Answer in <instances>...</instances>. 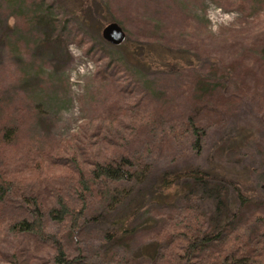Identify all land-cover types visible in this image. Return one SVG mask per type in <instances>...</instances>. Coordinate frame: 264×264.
Here are the masks:
<instances>
[{"label":"trees","instance_id":"1","mask_svg":"<svg viewBox=\"0 0 264 264\" xmlns=\"http://www.w3.org/2000/svg\"><path fill=\"white\" fill-rule=\"evenodd\" d=\"M0 3L17 12L16 24L5 38L14 55L44 43L60 42L65 27L98 55L103 62L101 71L109 76L112 85L111 102L103 110L102 118L115 126L122 142L117 155L103 156L101 149L94 147L100 142L94 141L102 140L109 145L116 142L102 135L98 123L93 130L95 134L75 146L67 147L69 142H61L53 148L40 147L34 153L28 152L26 158L18 161L0 160V230L14 250L11 255L3 253L6 259L12 257V264H29V260L38 257L55 264H264V211L255 210L239 223L229 217L215 218L198 204L200 196L206 193H197L185 183L194 184L198 191L211 186L220 195L219 208L224 204L225 183L233 186L241 205L249 199L251 189L238 177L201 167L163 172L157 187L166 199L159 209H154L150 227L134 229L128 218L120 221L107 235L112 234L115 241L121 242L97 260H91L87 247L79 244L77 236L85 235L84 227L94 202L115 187L122 189L111 197L118 196L142 175L141 166L145 163L142 156L136 155L140 148L146 157L152 149L174 152L179 146L199 155L208 133L228 125L242 109L259 120L260 131L264 133L263 0L236 1L245 25L239 30L225 29L213 39V47L212 42L207 47L209 36L200 32L204 30L203 21L193 18L195 24H191L184 11L179 18L181 37L169 41L164 34H171V28L177 26L171 21L164 26L160 14L166 13L165 7L162 11L155 10L152 17L139 10L138 23L146 19V31L136 40L126 38L118 45L127 51L129 67L105 53L89 34L72 24L74 13L62 12L59 0H0ZM78 4V15L83 20L90 13L103 15L112 10L110 0H79ZM108 23L104 20L100 29ZM148 23L153 32L146 27ZM44 26L51 28V32L43 30ZM156 32L163 33V37ZM185 34L191 35L187 38ZM154 37L161 40L155 41ZM183 39L189 40L186 41L189 45ZM154 44H159L162 50L158 52ZM193 45L202 50H196L195 54L198 59L205 58L203 64L183 62L181 57L173 59L169 55L174 51L191 54L189 49ZM151 54H155L151 65H158L157 69L165 65L167 71H174L176 83L160 97L135 72L131 73L133 66L147 64L146 58ZM22 72L19 74L23 82L34 76V71L27 67ZM33 108L36 110L35 101ZM124 112L130 113L132 123L124 122ZM18 116L14 115L15 123L9 127L0 125V152L16 145L14 138L27 125ZM121 126L133 132L130 135L134 136L127 140L132 141L129 150ZM66 151L69 154H61ZM42 165H46V170ZM171 198H180V202L173 205L175 200ZM15 205L18 211L10 213L9 208ZM135 240L144 246L140 254L129 253L123 243L130 245Z\"/></svg>","mask_w":264,"mask_h":264},{"label":"rangeland","instance_id":"2","mask_svg":"<svg viewBox=\"0 0 264 264\" xmlns=\"http://www.w3.org/2000/svg\"><path fill=\"white\" fill-rule=\"evenodd\" d=\"M59 1L63 6L62 12L67 10L74 13L70 21L72 24L89 34L100 49L122 63L128 61L127 51L110 44L103 38V29H100L102 28L100 25H103L106 19L108 22H118L126 31L127 39L136 40L146 31L144 26L146 19L143 23H138L141 15L139 10L146 11L147 15L152 17L155 10L162 11L161 9L165 7L167 9L163 11L166 13L160 14L161 18L157 17L163 19L164 26L167 21L177 26L174 29L170 27L171 34H164L165 40L170 41L181 37L179 34L182 28L179 18L184 11L189 16L191 24H195L193 18L203 21L204 30L200 29V32L209 36L206 39L207 47L210 42L213 47L215 42L213 39L225 32V29L239 30L238 28L245 25V18L236 3L239 0H110L111 12L108 10L103 15L90 13L85 20L78 15L80 14L79 0ZM16 14L17 12L9 6L0 3V125L11 126L15 123L12 121L14 115L23 118L27 125L23 126L18 137L14 138L13 142L17 141V144L8 146L5 150L7 153L0 152V160L2 162L6 160L11 162V159L18 161L26 158L28 152L34 153L40 147L53 148L61 142L65 144L69 142L67 147L75 146L81 140L84 141L95 134L93 130L98 123L101 124L102 135L110 136L116 143L109 145L105 141L97 140L94 142L100 143L94 147H99L103 156L117 155V149L122 144L118 137L119 132L110 121L102 118L103 110L111 102V79L101 71L103 62L99 61L98 55L90 52L88 45L72 35L68 27L63 28L65 32L60 42L44 43L32 50H26L23 54L14 55L5 38L16 24ZM262 21L261 19L260 22ZM146 27L153 32L151 23L146 24ZM35 28L36 26L33 28V33ZM43 30L51 32V28L45 26ZM156 33L163 37V33ZM190 35L185 34V37L189 38ZM158 39L154 37L153 40ZM183 40L185 44L190 42ZM154 47L158 52L162 50L159 44H154ZM189 50L191 54L174 51L169 55L173 59L181 57V60L187 63L191 61L190 63L203 64L206 61L205 58L196 57V50L202 51L200 48L197 49L193 45V49ZM154 55L151 54L149 59L146 58L147 64H138L133 68L131 66L134 70L131 69V73L135 72L147 88L160 97L166 94L165 91L176 82L172 74L174 71H167L165 65L160 68L161 70L157 69L158 65L155 67L151 65ZM127 66L129 67L128 64ZM24 67L34 71V76L26 82L20 79L19 74L23 73ZM34 101L36 110L33 108ZM164 101L169 100L165 97ZM122 117L126 124L133 121L130 113L124 112ZM258 123L257 118H251L248 111L242 109L233 116L228 125L213 128L208 133L199 155L187 152L188 149L185 146H179L174 152L159 151L155 148L146 157L140 148L136 155L142 156L145 163L141 166L144 167L142 175L131 185H127L126 190L118 196L111 197L122 189L115 187L109 190L106 197L102 196L93 203L88 215L89 221L84 227L85 235L77 234L79 244L87 247L91 260H97L99 255L110 252L121 242H118V239L115 241L112 234L107 235V232H111V228L118 225L120 221L122 223L128 218L134 229L149 228L155 214L154 209H159L166 199L157 187L160 176L166 170L178 171L185 167H201L213 173L238 177L244 181L251 189L249 199L241 205L236 198L233 186L225 183L227 189L222 195L224 204L220 208L218 207L220 195L217 191L211 190V186L200 188L201 191H198V187L194 184L185 183L188 188L197 193H206L200 196L198 204L215 218L229 217L233 218L234 223H239L246 220L255 210L264 211V133L260 131ZM121 127L129 150L132 141L127 142V140L134 136L130 135L133 132H128L124 126ZM92 139L96 140L93 137ZM69 152H61V154H69ZM42 168L46 170V165H42ZM51 168L52 166L49 167ZM28 174L25 173L24 176ZM175 199L171 198V201ZM179 202L180 198L173 201V205ZM14 210L18 211L16 205L9 208L10 213ZM74 238L71 236V239ZM123 243L131 254H140L144 251L143 244L138 245L136 240L130 245H127L125 241ZM13 252L10 243L3 239V233L0 230V264H12V257L6 259L3 253L11 255ZM16 253L19 255V252ZM41 256L45 255L41 254ZM29 264L55 263L38 257V259L29 260Z\"/></svg>","mask_w":264,"mask_h":264},{"label":"water","instance_id":"3","mask_svg":"<svg viewBox=\"0 0 264 264\" xmlns=\"http://www.w3.org/2000/svg\"><path fill=\"white\" fill-rule=\"evenodd\" d=\"M103 38L112 45H121L127 38L124 28L116 21L108 23L102 30Z\"/></svg>","mask_w":264,"mask_h":264}]
</instances>
